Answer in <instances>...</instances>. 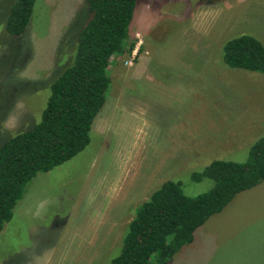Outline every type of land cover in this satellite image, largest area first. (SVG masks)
Returning a JSON list of instances; mask_svg holds the SVG:
<instances>
[{
    "label": "rangeland",
    "instance_id": "rangeland-1",
    "mask_svg": "<svg viewBox=\"0 0 264 264\" xmlns=\"http://www.w3.org/2000/svg\"><path fill=\"white\" fill-rule=\"evenodd\" d=\"M15 1L0 0V145L39 120L89 19L86 0H35L25 31L12 35ZM129 33L137 54L111 58L90 142L28 182L0 231V264H108L162 182L205 192L213 181L191 180L193 170L244 161L264 134V75L222 60L237 35L264 44V0H137ZM169 264H264V180L211 215Z\"/></svg>",
    "mask_w": 264,
    "mask_h": 264
},
{
    "label": "trees",
    "instance_id": "trees-1",
    "mask_svg": "<svg viewBox=\"0 0 264 264\" xmlns=\"http://www.w3.org/2000/svg\"><path fill=\"white\" fill-rule=\"evenodd\" d=\"M136 1L86 0L89 19L78 32L73 62L51 82L39 120L0 145V231L35 175L68 161L90 142L93 121L111 85L110 60L135 47L129 25ZM34 3L12 4L5 24L9 34L25 31ZM222 48L227 66L264 75V44L255 36L237 35ZM190 178L210 179L213 185L190 196L180 180L162 182L137 207L119 253L108 264H169L211 215L264 180V134L250 145L244 161L213 159Z\"/></svg>",
    "mask_w": 264,
    "mask_h": 264
},
{
    "label": "clouds",
    "instance_id": "clouds-1",
    "mask_svg": "<svg viewBox=\"0 0 264 264\" xmlns=\"http://www.w3.org/2000/svg\"><path fill=\"white\" fill-rule=\"evenodd\" d=\"M15 123V118L9 117L7 121L4 122V127L5 128H11Z\"/></svg>",
    "mask_w": 264,
    "mask_h": 264
},
{
    "label": "built area",
    "instance_id": "built-area-1",
    "mask_svg": "<svg viewBox=\"0 0 264 264\" xmlns=\"http://www.w3.org/2000/svg\"><path fill=\"white\" fill-rule=\"evenodd\" d=\"M131 53H132V58H135V55L137 54V48H134Z\"/></svg>",
    "mask_w": 264,
    "mask_h": 264
},
{
    "label": "crops",
    "instance_id": "crops-1",
    "mask_svg": "<svg viewBox=\"0 0 264 264\" xmlns=\"http://www.w3.org/2000/svg\"><path fill=\"white\" fill-rule=\"evenodd\" d=\"M172 262V261H171Z\"/></svg>",
    "mask_w": 264,
    "mask_h": 264
}]
</instances>
